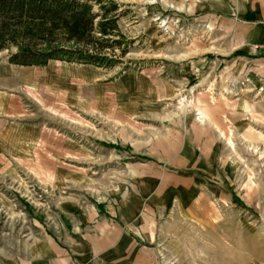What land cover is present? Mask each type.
Returning <instances> with one entry per match:
<instances>
[{
    "label": "rangeland",
    "instance_id": "374dc122",
    "mask_svg": "<svg viewBox=\"0 0 264 264\" xmlns=\"http://www.w3.org/2000/svg\"><path fill=\"white\" fill-rule=\"evenodd\" d=\"M111 1L113 66L0 50V264L77 255L93 207L147 264H264V0Z\"/></svg>",
    "mask_w": 264,
    "mask_h": 264
},
{
    "label": "trees",
    "instance_id": "16d2710c",
    "mask_svg": "<svg viewBox=\"0 0 264 264\" xmlns=\"http://www.w3.org/2000/svg\"><path fill=\"white\" fill-rule=\"evenodd\" d=\"M117 8L111 0H0V50L14 47L8 62L16 65L113 66L127 52Z\"/></svg>",
    "mask_w": 264,
    "mask_h": 264
},
{
    "label": "crops",
    "instance_id": "0c3cea01",
    "mask_svg": "<svg viewBox=\"0 0 264 264\" xmlns=\"http://www.w3.org/2000/svg\"><path fill=\"white\" fill-rule=\"evenodd\" d=\"M227 14L232 20L235 19L233 11ZM252 35L258 36L256 32ZM240 44H243L242 41ZM256 47L257 44H253V48ZM9 65L12 64L9 63ZM14 95L16 94L7 96L0 93V117L13 116L20 120L23 108L17 95ZM101 216L100 209L93 207L92 211H88L86 208V244L75 246V251L76 249L78 251L77 255L72 256L67 251L63 252L58 245L56 247L51 241H47L45 254L43 251L40 253L36 251L37 254L30 256L32 257L30 260L24 261L20 258L19 264H147L148 258H140L138 255L143 250H139L137 241L117 237L119 230L115 227L108 228L105 219ZM93 228L95 231L91 235L90 230ZM133 247L134 249L131 250ZM6 257L4 256L2 260L3 264H6ZM150 258L153 262V256Z\"/></svg>",
    "mask_w": 264,
    "mask_h": 264
}]
</instances>
